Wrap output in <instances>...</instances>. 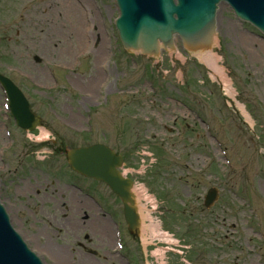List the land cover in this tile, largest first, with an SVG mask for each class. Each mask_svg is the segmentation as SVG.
I'll return each mask as SVG.
<instances>
[{
  "label": "rangeland",
  "instance_id": "1",
  "mask_svg": "<svg viewBox=\"0 0 264 264\" xmlns=\"http://www.w3.org/2000/svg\"><path fill=\"white\" fill-rule=\"evenodd\" d=\"M24 1L0 4V69L5 72L35 68L31 57L36 51L32 50L29 57V48L36 40L31 43L22 40L23 33L27 35L33 28L23 26L12 34L4 23L12 15L7 12L12 9L16 14ZM49 1L54 4V0ZM80 2L89 3L88 0ZM104 2L112 9L110 17H116L114 1ZM79 11L84 21L81 8ZM82 25L85 28V21ZM19 31L21 35L17 34ZM218 38V46L212 54L216 55L221 72L226 73L232 94L227 93L226 82L210 65L189 57L180 48L177 52L183 59L176 54L164 55L159 60L128 55L122 63L126 72L124 81L120 79L123 67L119 60L110 63L111 76L107 84L116 95L104 93L103 101L108 95L106 103L101 102L100 114H95L98 118L96 132L109 133L110 139L46 141L42 149L39 145L35 147L39 150L37 158H46L45 162L36 163L59 170L67 167L65 152L68 149L94 143L116 150L125 158L127 169L137 170L138 166L153 160L145 175L137 178L134 173L132 177L157 199L160 209L153 217L159 218L164 228L180 241L176 247L180 252L176 249L166 254L160 264H264V36L239 22L231 10L223 6ZM59 41L65 49L74 42L54 40L48 35L45 65L47 62L51 65V61L62 62L64 66L73 63L71 55L75 51L72 49L56 60L55 48H63ZM99 66V62L94 64L90 60L76 73L87 80L95 76ZM64 76L66 91L71 90L68 81L74 76L68 70ZM98 82L92 85L95 91ZM120 90L123 91L121 97L117 93ZM64 103L65 116L74 113L82 120V116L92 115L87 110L88 105L77 102L73 89L65 93ZM5 142L3 139L0 147ZM35 143L23 137L21 154L29 144ZM18 159L24 161L23 156ZM43 170L45 175L54 176L49 167ZM212 187L220 189V199L212 209L206 210L203 199ZM3 194L9 193L1 187V199L5 198L12 207L14 197ZM40 224L39 221L33 224L30 220L15 221L39 254L42 247L37 239L43 241V238L33 233ZM46 234L50 233L43 236ZM56 239L60 244H72L71 237L59 235ZM95 239L105 252L111 248V233L107 239L99 236ZM148 242L152 243L151 236ZM95 250V256L101 258L102 253ZM150 255L146 253L143 264L153 262ZM131 256L137 260L135 253ZM65 260L68 263L72 260L68 251Z\"/></svg>",
  "mask_w": 264,
  "mask_h": 264
},
{
  "label": "flooded vegetation",
  "instance_id": "2",
  "mask_svg": "<svg viewBox=\"0 0 264 264\" xmlns=\"http://www.w3.org/2000/svg\"><path fill=\"white\" fill-rule=\"evenodd\" d=\"M70 1L78 10L81 8L83 12L85 28L82 25V34L84 37L78 36L77 30L72 24V18L68 16L67 0H54V4L47 0H25L22 8L16 14L15 10L10 9L7 14L12 13V15L4 20L6 28H9L12 34L16 29L30 26L33 30L27 35L23 33L22 40H30L29 43L33 39L36 40L29 48V57H31L32 50L36 51L31 57V63L35 68L30 70L26 68L24 71L17 70V73H13L12 69L7 72L0 69V75L13 81L23 93L29 111L34 115V121L27 123L26 129L18 127L7 106H10L8 95L0 84V142L3 139L6 140L5 144L0 147V151H3L6 157L3 162L0 161V181L3 190L15 199L12 207L8 204V210L13 221L16 219L30 220L32 224L33 221L41 222L33 236L43 238V241L37 240L42 247L40 252L43 253L42 256L48 264H143L146 260V253H150V249L145 251L140 240V232L137 229L132 232L129 230L125 220V205L108 186L102 182L81 177L68 165L59 170V168L50 165L43 167L39 164L42 162L36 163L40 159L36 156L39 150L35 147L39 145L42 149V144L46 141L106 140L111 138L109 133L93 132L98 118L82 116L81 120L74 113H70L68 116L64 115V99L65 93H67L63 85L64 64L51 61L55 65L53 71L43 63V58L46 59L45 55L47 54L48 35L53 36L54 40H74L71 42V48L68 49H65L63 43L59 41L63 48H55L58 51L54 54L56 60L58 57L63 58L71 49L75 51L73 54H77L92 45L90 50L92 58L87 60H92L94 64L99 62L100 66L108 64L112 60L115 62L119 60L123 67L120 79L124 81L126 76L122 63L126 62L128 53L121 49L118 53L113 54L110 49V42L113 40L107 26L109 23V29L113 30L110 5L107 2L102 3L103 14L99 10L100 14L97 17L94 14L85 16L86 8L80 4V1ZM12 2L15 0H0V4ZM49 16L53 18L51 21H49ZM80 19L83 24L81 16ZM17 34L21 35V31ZM116 39L118 40L117 35ZM97 49L99 51L96 54ZM98 56L99 59H97ZM66 66L68 67L70 64ZM98 72L96 78L92 76L86 80L75 75L72 80L68 81L73 93L75 92L77 95V102L81 105H88V109L93 110L94 113L98 110L100 105L98 98L103 92L108 95H116L109 85H105L108 77L105 69H99ZM97 81L99 82L97 91H95L92 85ZM117 93L121 97L123 91L120 90ZM97 114L100 113L97 112ZM92 120H94L93 124ZM120 120L122 121V119ZM102 124H106V122ZM137 134L138 138L140 134ZM23 137L30 143H36L29 144V147L25 148L24 153L21 154ZM8 141L13 142L12 148L6 147ZM53 154L54 152L51 153V155ZM18 156H23L24 161L19 160ZM25 161L26 163L23 164ZM40 161L45 162L46 158ZM47 167L54 173L53 177L44 174L43 169ZM3 195L9 197L7 194ZM107 219L114 223L119 220L117 223L120 231V235L117 237L119 240L115 234L113 236L112 228L103 233L99 230L101 229L100 225L109 226ZM33 226L35 227V225ZM19 231L25 234L26 239H29L25 231ZM43 233L50 234L45 235V238ZM110 233L113 236L111 248L105 252L100 244L97 245L94 242L95 237L107 239ZM59 235L71 237L72 244H59L56 239ZM52 236L56 238L54 239ZM118 243L119 248L116 249ZM31 244L33 245V243ZM95 248L102 253L101 258L95 256ZM66 251L71 256H76V259H72L68 263L65 260ZM132 253L137 255V260L131 256Z\"/></svg>",
  "mask_w": 264,
  "mask_h": 264
},
{
  "label": "water",
  "instance_id": "3",
  "mask_svg": "<svg viewBox=\"0 0 264 264\" xmlns=\"http://www.w3.org/2000/svg\"><path fill=\"white\" fill-rule=\"evenodd\" d=\"M120 16L116 21L122 43L128 52L158 57L161 51H174L178 36L190 54L212 51L217 36V15L221 5L230 6L236 16L252 23L264 33V0H116ZM10 86V85H9ZM8 88V87H7ZM21 114L29 120L27 104L15 89ZM23 108V110L21 109ZM29 117V118H27ZM69 164L83 175L107 183L125 202L131 230L136 225L132 182L124 179L117 168L123 162L114 151L97 145L68 153ZM212 189L205 198L211 208L218 200ZM3 200V199H2ZM0 264H43L13 229L5 208L0 203Z\"/></svg>",
  "mask_w": 264,
  "mask_h": 264
},
{
  "label": "bare ground",
  "instance_id": "4",
  "mask_svg": "<svg viewBox=\"0 0 264 264\" xmlns=\"http://www.w3.org/2000/svg\"><path fill=\"white\" fill-rule=\"evenodd\" d=\"M67 7H68V16L70 18H72L71 21H72L73 26L75 27V29L77 30V32L79 34L78 36L79 37H82V36L84 37V34H82L83 33L82 32L83 28H82L81 19H80V11L75 7V5H73V3L70 0H67ZM76 25H77L78 28L76 27ZM262 50H263V47H262ZM98 51L99 50L97 49L96 50V54H97ZM177 57L183 59L180 56V54L177 55ZM97 59H99V56L97 57ZM199 59L202 62H204L205 64L210 65L214 69V71L219 75L220 79L223 80L224 82H226L225 89H226L227 93L228 94H232L233 91H232V89L230 87V81L228 80V78H226L227 77L226 73L221 72V69H219L218 64H217L218 61H217L216 55H214L212 53H209V54L201 56V57L199 56ZM98 74H99V72L96 71L95 72V78L98 76ZM215 78H216V76H215ZM135 193H136V195L139 198L138 200L141 199V200H144L145 202L148 201V202L153 203V200L147 195V192H146V190L143 187L135 189ZM142 210H143V208H142ZM143 218L150 222L149 225H145L144 226L145 232L146 231H150L151 234H152L151 236H155V237L162 236L163 237V235H161L159 233V228H158L157 224L154 222V219L149 214L143 215ZM100 227H101V229H99V230H101L102 233L103 232H107L108 230L111 229L110 224H109V226L105 225V224L104 225H100ZM144 233H143V235H144ZM114 234H115V232L113 230V236H114ZM164 236H166V235H164ZM166 239H167L168 242L169 241L175 242V241L171 240L170 238H166ZM142 240H143V236H142ZM142 242L144 243L145 241L143 240ZM159 252L160 251H156L155 252V255L157 257H159L157 255Z\"/></svg>",
  "mask_w": 264,
  "mask_h": 264
}]
</instances>
